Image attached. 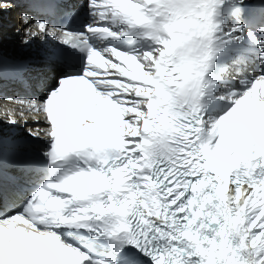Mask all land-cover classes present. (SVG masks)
<instances>
[{
	"label": "snow or ice",
	"instance_id": "snow-or-ice-1",
	"mask_svg": "<svg viewBox=\"0 0 264 264\" xmlns=\"http://www.w3.org/2000/svg\"><path fill=\"white\" fill-rule=\"evenodd\" d=\"M17 8L55 51L33 78L0 47V89H37L0 109L26 130L0 136V264H264V0Z\"/></svg>",
	"mask_w": 264,
	"mask_h": 264
},
{
	"label": "bare ground",
	"instance_id": "bare-ground-1",
	"mask_svg": "<svg viewBox=\"0 0 264 264\" xmlns=\"http://www.w3.org/2000/svg\"><path fill=\"white\" fill-rule=\"evenodd\" d=\"M15 15H16L15 10L11 12H4L2 17H0V19L2 20L0 21V23H4V24H10V23L13 24L16 22L18 23L19 20L15 19L16 18ZM0 34H2V44L12 45L13 48L18 47V46H20L21 48H24V46L21 45L20 43L21 38L23 36L22 33H20L19 35L11 36L12 34L10 33L9 29H7L6 27H0ZM6 36H9V39H7V41L5 40ZM5 104H6L5 99L0 98V109H2L5 106ZM25 133H26L25 129H22L19 126H12V125L4 124L3 120L0 119V136H2L4 139H7V137L8 138H19L21 136H24Z\"/></svg>",
	"mask_w": 264,
	"mask_h": 264
}]
</instances>
